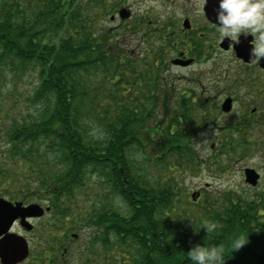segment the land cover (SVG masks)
<instances>
[{"label":"trees","instance_id":"16d2710c","mask_svg":"<svg viewBox=\"0 0 264 264\" xmlns=\"http://www.w3.org/2000/svg\"><path fill=\"white\" fill-rule=\"evenodd\" d=\"M102 2L0 0V76L37 68L29 97L35 110L9 127L10 156L32 164L52 156L57 170L49 176L42 170L41 177L59 214L62 200L74 205L73 192L93 177L124 203L120 211L100 201L86 218L87 257L189 264L186 252L206 242L223 245L224 264H264V190L250 197L229 192L199 214L191 205L179 211L182 192L166 171L194 163L195 107L188 111L182 92L167 91L165 53L153 46L155 39L162 43L157 35L142 38L141 51L127 46L130 34L103 24ZM148 167L164 176L152 180ZM205 220L216 224L213 232L200 226ZM238 236L246 243L231 249Z\"/></svg>","mask_w":264,"mask_h":264},{"label":"rangeland","instance_id":"374dc122","mask_svg":"<svg viewBox=\"0 0 264 264\" xmlns=\"http://www.w3.org/2000/svg\"><path fill=\"white\" fill-rule=\"evenodd\" d=\"M111 13L112 11H109L102 19L104 22H102L106 26L116 27L117 23H111L109 20ZM100 17L102 18L103 14ZM126 25H123L121 29L118 28L121 33L130 34L129 38L124 40V43L127 46L134 47L135 50L141 51L140 41L142 37L132 32H127ZM61 33L60 31L56 34L55 40L59 39ZM162 43L155 39L153 42L154 49L163 50L161 49ZM174 55L172 52H166L161 71V74L165 77L164 83L168 84L167 91L170 94L176 96L187 89L195 87L198 97L208 98L215 95V91L211 88L213 83L206 79L209 74L204 72L206 60L199 65L203 71L199 69L185 70L170 62V58ZM192 72L195 73L193 74ZM36 75L37 68H34V71L28 70L19 77H16L9 70H7L5 76H0V158L2 157L1 153H6V159L3 158L0 164V183L6 180L10 181L9 186L2 185L0 189L4 190L3 194L8 195L10 198L13 196L17 197L19 190L24 189L26 194L28 193L29 195V197L26 196L28 200L52 204L53 202L50 201L48 193L45 194L49 189H44L41 177L44 174L42 170L48 176L49 169L57 170V163L53 162L52 156L48 155L45 159L40 158L39 164H32L16 156L12 158L9 154L11 142L9 127L12 126L14 120L27 116L29 112L32 113L35 110L34 104L31 103L29 97L37 86ZM186 77L187 79H185ZM193 78H196L197 84L193 82ZM237 94L242 93L237 92ZM162 110H159V115L162 114ZM254 116L251 118V122L256 124L254 121H258L259 114L255 113ZM221 117L222 119L234 117L232 122L235 121V128L234 130L231 129L227 135L221 132L220 126L222 124L220 123L221 120H219ZM221 117H216L215 122L210 123L193 118L194 123L191 127H188L192 129L190 147L194 163L189 164L186 162L178 170L166 171L168 176H174L176 183L179 184L181 189L182 196L180 202L178 201L177 203V206H180V212H184L191 205L195 208L193 212L197 214L200 207H205L215 198H221V196L229 192L243 197H250L264 190V178L257 186L252 187L245 183L243 174L244 167H259L264 161V128L260 127L259 123L255 128L249 124L242 126L243 123L240 122L241 117L238 110L231 113L228 117ZM196 124L197 127H195ZM241 126L243 128L240 130L239 127ZM230 141L235 143L228 151L212 148V144L218 146L220 142H228L225 146L231 145ZM34 150H37V147H34ZM44 151L45 148L41 147L40 153L42 154ZM150 154L155 155L156 152ZM172 160L174 161V159L169 158L170 163H172ZM166 162L168 161L166 160ZM147 170L152 180L154 177L164 176L156 175L159 172L158 169L148 167ZM162 171L165 173L164 170ZM105 184L103 180H98L97 177L91 178L89 184L84 185L82 188H77L73 192L74 205H70L71 199L64 198L61 202L63 212L61 210V214H59L53 209V215L49 214L43 219V223L51 219L53 224L58 225L56 227L58 231L53 230V233L60 235L58 237L59 244L62 241L70 243L72 248L71 258L74 261L85 259L87 246L91 242L90 237L92 236L90 234L92 230L85 227L89 223L86 218L98 206L99 202L101 201L102 206H106L109 203L117 210L124 211V203L114 193L108 192V186ZM34 192L42 193L41 198L33 197L32 194ZM46 232L47 230H44L41 245L43 255L53 250L52 239L49 238ZM73 232L78 234L76 238L71 237ZM58 253H61V249H59Z\"/></svg>","mask_w":264,"mask_h":264},{"label":"flooded vegetation","instance_id":"af4514ba","mask_svg":"<svg viewBox=\"0 0 264 264\" xmlns=\"http://www.w3.org/2000/svg\"><path fill=\"white\" fill-rule=\"evenodd\" d=\"M100 3V8L106 4L112 7L110 20L117 23L118 28L127 24L126 30L142 38L157 35L164 43V53L175 54L170 58L173 65L185 70L203 71L199 65L206 60L204 72L209 74L206 79L213 83L211 88L215 95L198 97L195 87L182 92L183 103L186 104L183 106L188 107V111L190 105L195 107L193 118L210 123L215 122L216 117H228L238 110L242 126L249 124L255 128L259 123L264 128V58L257 63L249 60L250 35H241L239 44L231 43L228 37L221 38L219 25L215 22L217 0H103L104 6ZM193 82L197 84L196 78ZM228 101L231 108L226 110L224 105ZM255 113L259 114V118L253 124L251 118L255 117ZM233 118H219L221 132L227 135L231 129L234 130ZM225 144H212V148L228 151L231 146ZM263 165L264 161L261 166L254 167L260 172L259 182L264 178ZM2 185L9 186L10 181H2ZM3 193L4 190L0 189V264H114L103 254L97 255V258L74 261L70 243L61 240L59 244L60 235L53 233V230L58 231V225L53 224L51 219L43 223L47 215H53L52 204L28 200L29 195L24 189L19 190L17 197L10 198ZM32 196L41 198L36 193ZM34 204L43 207L45 212L30 206ZM44 230L52 239L53 250L43 255ZM8 240L13 243L11 257H7Z\"/></svg>","mask_w":264,"mask_h":264},{"label":"clouds","instance_id":"9594fccd","mask_svg":"<svg viewBox=\"0 0 264 264\" xmlns=\"http://www.w3.org/2000/svg\"><path fill=\"white\" fill-rule=\"evenodd\" d=\"M215 22L219 25L221 38L228 37L233 44H239L241 35L251 36L249 60L257 63L264 58V0H217ZM206 233L216 229L214 222L203 221ZM246 240L237 237L231 242V249H239ZM189 264H224L223 245L209 243L195 244L187 252Z\"/></svg>","mask_w":264,"mask_h":264},{"label":"water","instance_id":"95a60500","mask_svg":"<svg viewBox=\"0 0 264 264\" xmlns=\"http://www.w3.org/2000/svg\"><path fill=\"white\" fill-rule=\"evenodd\" d=\"M224 106H225L224 108L226 110H229L231 108L229 101L226 102ZM259 176H260L259 173H257L255 169L250 168V167H247L245 169V180H246L247 183L255 186L257 184V182H258ZM7 245H8L7 250L10 252L9 255L12 256V254H13V243H12V241L8 240Z\"/></svg>","mask_w":264,"mask_h":264}]
</instances>
